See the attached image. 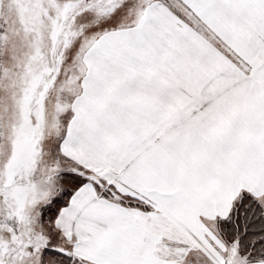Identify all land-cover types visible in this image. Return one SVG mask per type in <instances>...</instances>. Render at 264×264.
I'll list each match as a JSON object with an SVG mask.
<instances>
[{
	"label": "snow or ice",
	"instance_id": "snow-or-ice-1",
	"mask_svg": "<svg viewBox=\"0 0 264 264\" xmlns=\"http://www.w3.org/2000/svg\"><path fill=\"white\" fill-rule=\"evenodd\" d=\"M0 264H264V0H0Z\"/></svg>",
	"mask_w": 264,
	"mask_h": 264
}]
</instances>
